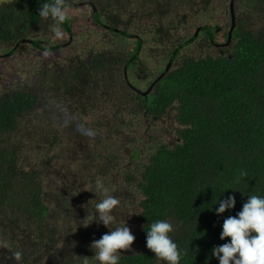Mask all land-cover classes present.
<instances>
[{
	"label": "trees",
	"instance_id": "16d2710c",
	"mask_svg": "<svg viewBox=\"0 0 264 264\" xmlns=\"http://www.w3.org/2000/svg\"><path fill=\"white\" fill-rule=\"evenodd\" d=\"M89 1L95 7L91 6L93 22L100 27L108 25L121 47L91 48L85 54L65 57L53 79L47 76L46 65H34L24 72L26 77L23 74L0 91V236L7 235L12 241L19 225L29 229L31 238L23 243L32 246L17 243L11 254L14 258V253L22 251L21 259L27 262L35 259L33 253L44 257L53 244L55 229L44 222L48 206L44 203L47 197L42 181L46 174L42 167L60 156L52 153V148L61 144L63 133L68 143L73 141L68 150L65 147L68 154L64 158L69 163L81 154L90 166L103 161L100 171L108 173L119 161L116 150L107 157L97 152L104 139H120L133 119L140 117L150 126L175 110L173 143L162 141L156 133L139 148H129L131 163L143 158L144 146L148 151L139 170L128 166L121 173L136 193L112 191L110 195L127 196L137 205L147 225L145 232L155 220H168L173 225L170 235L187 252L180 264H219L211 250L230 240L219 239L223 219L241 210L248 195H264V25L255 27L259 20L264 22V0H235L228 53L185 56L146 95L131 87L125 77L128 69L138 65L144 43L161 45L162 53L175 59L194 39L173 37L179 23L188 20L190 6L199 5L206 17L223 0ZM43 2L46 0L0 2V53L21 39H31L23 43L40 51L62 48L60 42L45 45L44 37H39L47 35L54 23L39 16ZM76 2L64 0V5L73 7ZM132 18L146 22L152 36L130 32ZM61 27L67 36L72 34L71 20ZM129 37L134 38L131 47ZM117 91L125 93V102ZM90 112L99 120L88 124L82 118ZM75 114L80 117L72 118ZM125 137L128 140L129 136ZM24 142L38 155L31 166L20 157ZM131 142L135 143L129 138ZM241 171L246 176L239 178ZM237 178L239 183H234ZM56 179L62 184L56 190L59 207L71 206L73 185L67 184V175L59 173ZM226 187L239 190L223 193ZM230 193L236 197L235 207L218 216L214 209L219 205L214 204ZM144 245L140 254L120 257L119 264H159Z\"/></svg>",
	"mask_w": 264,
	"mask_h": 264
},
{
	"label": "rangeland",
	"instance_id": "374dc122",
	"mask_svg": "<svg viewBox=\"0 0 264 264\" xmlns=\"http://www.w3.org/2000/svg\"><path fill=\"white\" fill-rule=\"evenodd\" d=\"M2 1L5 0H0V2ZM78 2L79 4H77L75 7L66 8L69 13L73 28L71 43L64 44V47L53 51H38L28 47V45L22 44V49L12 56L3 55V52L5 51H2L0 53V91L13 80L22 78L24 72L34 65H41L39 66L41 68L42 66L46 65V68H43L47 70V76H50L53 79L54 72L63 62L65 57L80 55L78 53L85 54L87 50L91 48L106 47L115 49L118 46L121 47V45L118 44L113 37L112 32H109L108 30L100 27L99 25H96L93 22V20L91 19L90 1L78 0ZM228 4L229 0H223L220 5L216 6L215 11L210 15V17L208 15L206 17H202V8H199V5L195 4L190 6L191 11L188 12V20H183L182 23H179V29L177 30L178 34L173 35L174 39L180 38L181 40H183L192 30L195 29L197 25L200 24L208 23L212 26L219 24L218 26L220 27L222 26V23H220V21L224 19V23L222 26L223 28L220 27L221 32L216 34L217 41L222 39L223 34L229 27ZM173 15H176V19H178L177 14ZM188 22L189 24H187ZM144 24L147 23L144 21L141 22L136 18H132L131 24L129 26V31L133 33L143 31L144 38H150L153 33L151 34L148 26ZM262 25H264V22L259 20L255 24V27H259ZM118 28L123 27L118 26ZM47 30L49 31V28ZM51 33L52 32H49V34ZM52 36L50 38V44H53L54 42L66 41L67 39V36L65 38V34L60 39H54V36ZM204 40V36L201 35L196 41L184 48L182 50V53L176 58V63L181 62L183 56L199 57L210 53L211 51H214L212 45L209 44L208 41H205L206 47H204V45L202 44ZM172 42L171 45L174 44ZM133 44L134 41L130 39L128 41L129 47H131ZM207 44L210 46H207ZM149 45L152 46V48H149ZM230 45H232V43ZM161 49L162 46L157 45L154 42L145 43L140 54V58L143 59L144 62V69L142 68L143 70H141L140 73H135L136 77L131 76L133 72L132 69H129L127 71L126 77H128L130 84H133L137 88L141 87L145 89L147 87V85H143V81L145 80L144 76L154 75L165 64V55L162 53ZM230 50H228V52ZM143 74L144 76L141 77ZM139 75H141L140 77L143 78L142 81L141 78L138 77ZM24 76L26 77L27 74H24ZM34 79H36V76H34ZM124 94V92L117 91V95L123 97L122 101L125 100L123 96ZM130 107L128 109H130ZM66 111L67 109L64 110V115L67 120ZM174 114L175 110L170 111L167 115H165V118L163 120L153 122L150 126V123L148 122L146 126L143 123L144 121H142L140 117L137 119H133L127 126L128 132H125L122 136H120V139L103 138L104 140L102 145L96 148L97 152L102 156L107 157L111 155L112 151L116 150L117 152L115 153L118 155L117 159L119 161L115 168L113 167L114 164L109 167L108 173L107 171H100L104 168L103 161L99 163L96 162L95 165L90 166L89 162L85 160L84 156L81 154H78L77 159L69 163V161L64 158V156L65 154H68V145L72 146L73 141H71V143H68V141H66L65 139V136H67V134L63 133L61 135V144L57 147L52 148V153H59L60 156L51 158L50 163L48 162L47 165L42 167L44 168L46 174V178H43L42 181V184L46 189L45 194L47 197V201H45L44 203L48 206V211L45 216L44 222L49 223L50 227H53V229H55L53 236L57 238L56 241L59 246L62 247V243H65V248H71L73 253L77 255V251L75 249L76 246H74V244L79 243L77 237L80 234L79 228L76 227L74 220H71L70 217H67L66 220L63 218L62 213L64 212L61 211L62 207H59L58 205V203H60V200L56 196V190L59 186H62L61 182L56 179L59 176V173L67 175V177L69 178L67 179V184H72L75 189V191L72 193L74 207L76 210H80L84 213L93 211L95 208V204L104 198V194L97 193L95 195V193L91 191L94 189L97 180L104 182L105 186L109 189V192L107 193L108 195L112 191H133L134 193H136L135 188L129 186V184L124 181L121 173L122 171H125L124 167L128 166L139 170L141 168L139 164L147 161L148 151L147 147L144 146V150L142 151L143 158H141L140 160H136V163H131V151L129 148H139L140 144L146 142V135H153L156 133L161 135L162 141L168 139L171 140L172 137L173 139H175L176 135L174 128L176 127V124L175 120L173 119ZM78 117H80V115L75 114L72 118L77 119ZM124 118H128L127 113H125ZM82 120L88 122L89 124V121H98L99 116H95L94 114H92V112H90L85 115ZM114 120H117V118ZM126 135L129 136L128 140H126ZM129 138H132L135 143H129ZM27 144L28 142H24V150L20 157L25 158V165L31 166L33 162L37 160L38 155L37 153L30 151ZM82 144L83 141H81V144L78 147H81ZM65 147L67 148V150L65 149ZM140 198V195L137 196L138 200H140ZM119 201L120 204L116 206L119 212L126 213L128 211L130 213H133V211L131 210L133 209V206L136 207V204H132L131 200L127 196H121ZM135 209L137 210L138 208L136 207ZM126 220L131 221L132 218ZM133 220V223L131 222L132 227L136 228L138 226V221L135 218ZM26 229H24L22 225L18 226L16 240H8L9 238L7 235H4L2 237L0 236V258L6 259V257L10 253H12L13 250H17V243H22L24 247L26 245L32 246V244L23 243L25 240L31 238V236L29 235L30 231H28L29 229ZM86 230L90 231L87 227ZM59 231L63 233V237H60ZM65 231H67V233ZM74 241H76V243H74Z\"/></svg>",
	"mask_w": 264,
	"mask_h": 264
},
{
	"label": "clouds",
	"instance_id": "9594fccd",
	"mask_svg": "<svg viewBox=\"0 0 264 264\" xmlns=\"http://www.w3.org/2000/svg\"><path fill=\"white\" fill-rule=\"evenodd\" d=\"M38 14L41 18H51L54 21L51 26L54 38L63 37L61 26L70 19L64 0H51V2L46 0L41 3ZM244 176L246 173L241 171L239 178ZM239 178L234 183H239ZM227 189L239 190L226 187L223 193ZM91 191L95 195L104 194V198L95 204L93 211L87 212L86 225L96 222L103 224L109 231L99 239L93 240L90 247L95 250L94 257L99 264H119L121 250H130L135 236L125 219L120 220L114 214L113 210L120 201L114 195L107 194L109 189L104 182L97 180ZM217 203L219 206L214 210L219 216L235 207L236 197L230 193L224 199L218 198L214 205ZM221 228L219 239L225 240L226 237H230V240L212 247L211 255L218 259L219 264H264V195H248L241 210L223 219ZM172 231L173 225L168 220H155L146 230V247L159 261L166 264H180L187 252L178 247L170 235ZM21 255L20 252L14 253L15 260L19 261Z\"/></svg>",
	"mask_w": 264,
	"mask_h": 264
},
{
	"label": "flooded vegetation",
	"instance_id": "af4514ba",
	"mask_svg": "<svg viewBox=\"0 0 264 264\" xmlns=\"http://www.w3.org/2000/svg\"><path fill=\"white\" fill-rule=\"evenodd\" d=\"M77 4H79V2H76L75 6ZM75 6H73V7H75ZM90 6H92V7L94 6L92 4V2H90ZM66 8H71V7H66ZM211 14H213V12ZM211 14H208V16L210 17ZM228 15H229V25H230L229 4H228ZM220 23H222L221 25L223 26L224 19H222V21H220ZM218 25L219 24H216L215 26H212V25H209L208 23L197 25L195 27V29L192 30L187 35V37L184 38L183 40H187L188 38H190L192 36L194 38L192 40V42L190 43V44H192L194 41H196L202 35V36H204V39H205L204 42L202 43L204 45V47H206L205 41H208V43L211 44L213 49H214V51H211L210 53H215L216 52L217 54H223V53L226 54V53H228L230 43L228 45H226V46H224L222 44H224L225 41H226V37H227V33H228V30H229V27H228L227 31L223 34V38L217 41L216 34L221 32L220 27L223 28L222 26L219 27ZM103 28L109 31L108 25H104ZM116 30L117 31H115V30L114 31L117 33L118 32V28H116ZM48 32H52L51 31V27L49 28ZM63 33L65 34V38H66L67 35H66L65 30H64ZM209 34H211V35H209ZM48 35H49V37H47ZM52 35L54 36L53 33H51V34L48 33L47 35H40V37H44V40H43L42 43L45 44V45L57 44V42H54L53 44H50V38H51ZM71 38H72V34L67 36L66 41H62V42L60 41V43H58V44H62V47H64L63 46L64 44L71 43V40H72ZM54 39H56V38H54ZM130 39L131 38L129 37V40ZM21 40H20V42L19 41L16 42L13 46H9L7 48L8 51H6L3 55L12 56L16 52L20 51L22 49V44L27 45V43H23ZM132 40L134 41V38H132ZM29 45H32L31 43L28 44V47H30V48H32L34 50L40 51L39 49H36L35 47H33V45L32 46H29ZM144 45H145V43H144ZM144 45H143V47H144ZM207 46H210V45L207 44ZM143 47L141 48V51L143 50ZM186 47H184V48H186ZM149 48H152V46L149 45ZM58 49H60V48L53 49V50H58ZM53 50H46V51H53ZM182 50L180 51L179 55L182 53ZM140 54H141V52H140ZM184 57L185 56H183V58ZM176 58L173 59V60H169L168 59V55L166 53L165 54V60H166L165 64L154 75H145L144 76L145 73L142 76L139 75L138 76L139 78L144 76L145 80L143 81V85H147V87L145 89L139 87V89L142 91V92L141 91L140 92L143 94L144 92L147 93V92L152 91V88L156 84L157 78L158 77H162L168 70L174 68L173 66H175L177 63H179V62L176 63ZM138 61H139L138 65L136 67H134V68H131L133 70L131 76H133V77L134 76L136 77L135 73H137V72L140 73V71L144 69V62H143V59L140 58V55L138 57ZM125 77H126V75H125ZM142 79L143 78H141V81H142ZM128 83H129V80H128ZM129 85L130 86L132 85V87L135 90H137V87L134 86L133 84L129 83ZM148 136H150V135H146L145 136V140H147ZM139 139H143V138H139ZM132 141H134V140H132ZM174 141H175V139H173V137L171 138V140H169V139L165 140V142H168V143H173ZM116 198L118 200H120V198H118V197H116ZM70 203H71V206L69 204H67L66 208L62 207L61 211L64 212V213H62V215H63V218L65 220H66L67 217H70L71 220H74L76 227L79 228L80 234L77 237L79 243L78 244H74V246H76L75 249L77 251V255H75L73 253L71 248L68 247V249H66L65 248V246H66L65 243H62V247L59 246L57 241H56L57 238H55L53 236L52 237L53 244H51V246L48 247V251L44 255V257L38 258L37 254L33 253L31 258H35V259H32L29 262H27V261H25L23 259H20L19 261H16L15 258L11 257L12 253H10L8 255V259L0 258V264H99V262L96 261L95 257H94V251L95 250L92 249L90 247V245H91L93 240L99 239L103 234L107 233L109 231V229L107 227H105L103 224H98L96 222H93V223H91L89 225H86L87 222H88L87 221V213L81 212L80 210H76L75 207H74L73 200H71ZM135 206L137 207V205H135ZM136 207L133 206V209L131 210V211H133L132 214H130V212H128V211L126 213H121V212L118 211L117 207L113 210L114 214L120 220H123V218L125 219V221L127 223V226L130 228L132 234L135 236V239L133 241L131 249L130 250H121L120 257H124V256L131 257L133 255L140 254L143 251L144 247H145V245H144L146 243V232H145V229H146L147 225H146L145 221L140 218L141 217V211L139 210V208L136 210L135 209ZM130 218H132L131 221L130 220H126V219H130ZM134 218L138 221V226L136 228L132 227V224H131V222L133 223V221H134L133 219ZM86 227L90 231H87ZM65 232L67 233V231H65ZM59 233H60V237H63V233L61 231H59ZM74 243H76V241H74ZM43 250H44V248H43ZM20 253L22 254V251H20ZM40 256H41V254H40ZM21 257H22V255H21ZM158 263L161 264L162 262L159 261ZM164 263H166V262H163V264Z\"/></svg>",
	"mask_w": 264,
	"mask_h": 264
},
{
	"label": "water",
	"instance_id": "95a60500",
	"mask_svg": "<svg viewBox=\"0 0 264 264\" xmlns=\"http://www.w3.org/2000/svg\"><path fill=\"white\" fill-rule=\"evenodd\" d=\"M234 3H235V0H229V14H230V25H229V30H228V33H227V38H226V41L224 44V46L228 45L231 41V37H232V30L235 26V19H236V16H235V8H234ZM93 10H95V7L93 6L92 7ZM115 31L116 28H114ZM32 40L31 39H23L22 42H31ZM160 77L157 78V80L159 79ZM143 95H146V92L143 93Z\"/></svg>",
	"mask_w": 264,
	"mask_h": 264
}]
</instances>
